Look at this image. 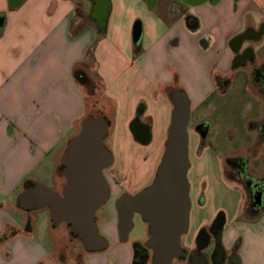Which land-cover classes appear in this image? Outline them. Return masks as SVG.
I'll return each mask as SVG.
<instances>
[{
	"label": "crops",
	"instance_id": "0c3cea01",
	"mask_svg": "<svg viewBox=\"0 0 264 264\" xmlns=\"http://www.w3.org/2000/svg\"><path fill=\"white\" fill-rule=\"evenodd\" d=\"M0 18V264H131V246L118 240L110 202L154 177L175 100L185 97L189 124L192 112L213 95H234L232 104L236 96L245 98L250 113L246 128L253 137L221 155L196 126L187 130L188 227L193 225V230L181 235L187 256L172 264L188 263L198 230L209 226L219 210V242L209 240L207 247L192 254L194 264H200L202 255L212 264L216 246L224 252L221 264H264V208L251 206L249 213L241 212L242 193L249 201L252 197L228 163L237 161L249 174V161L262 157L264 0H109L107 14L93 0L82 7L79 0H0ZM193 18L194 26L188 22ZM136 19L142 26L138 43L132 39ZM246 50L247 56L237 63L236 56ZM88 58L102 84L98 95L88 94L74 74L76 66L88 72ZM237 74L240 86L245 79L238 95L233 88ZM95 101L107 124L106 137L112 138L115 161L123 164L119 173L112 164L103 170L110 201L105 217H97L108 247L67 250L61 223L51 224L43 240L33 226H25L27 211L19 208L25 215L18 221L16 197L28 183L48 181L54 191L66 184L67 141L78 133L82 119L93 114L90 106ZM255 110L257 116L251 117ZM136 116L149 127L147 143L134 139L129 130ZM203 123L207 135L209 124ZM121 177H128L127 190ZM201 189L208 196L199 202ZM225 191L230 200L215 199L207 207Z\"/></svg>",
	"mask_w": 264,
	"mask_h": 264
},
{
	"label": "water",
	"instance_id": "95a60500",
	"mask_svg": "<svg viewBox=\"0 0 264 264\" xmlns=\"http://www.w3.org/2000/svg\"><path fill=\"white\" fill-rule=\"evenodd\" d=\"M203 2V0H184ZM94 6L107 14L109 0H93ZM3 19L0 18V26ZM142 35L141 22L132 27V39L138 43ZM188 109L185 97L175 100L164 142L163 153L151 183L134 194L122 193L116 199L118 240L125 242L133 228L132 216L138 214L147 225L146 246L152 255L151 264H172L181 254V235L188 231L190 185L187 178ZM196 129L201 137L207 129ZM134 139L147 143L149 127L139 117L129 124ZM107 124L102 115H87L81 121L77 134L67 141L63 153V173L66 184L60 191L48 189L38 182L25 185L16 197V206L24 211L47 208L51 224L70 223L82 247L88 251H101L108 240L100 234L96 211L108 200L110 189L103 170L112 162V153L104 144ZM264 202V188H257L253 203ZM220 233L214 237V244ZM209 241L206 244L208 246ZM223 252V251H222ZM224 254V252H223ZM200 264H207L205 255ZM133 264V262H132Z\"/></svg>",
	"mask_w": 264,
	"mask_h": 264
},
{
	"label": "rangeland",
	"instance_id": "374dc122",
	"mask_svg": "<svg viewBox=\"0 0 264 264\" xmlns=\"http://www.w3.org/2000/svg\"><path fill=\"white\" fill-rule=\"evenodd\" d=\"M81 3V7L84 3V1L86 0H79ZM138 21H140V19H136ZM81 25H83V27H86L84 24L81 23ZM87 65H85V67L87 68L88 72L85 73L84 71V67L81 66H76L74 69V73H82L87 79V83L84 84L85 89L87 91L88 94H100L101 90H102V84L101 82L97 79V76L95 75L94 72V65L92 63V60H90L88 58L87 60ZM238 74L236 76L235 79H237ZM239 79V78H238ZM237 80H234L235 85L233 86L234 88V93H237V89L239 87H244V83H245V79L241 80V86L237 83ZM238 95V94H236ZM233 96L234 95H230L225 99H222L219 96H210L207 101L203 102L196 111L192 112L191 114V118H190V123L188 124V128L187 130H190L192 128H194L195 126L197 127L199 124L203 123V122H207L209 124V132L207 133L206 136V140L211 142L213 145V148L220 152V154L222 155V152H234L239 143H244V142H249L250 139L253 137V135L251 134L252 132H249V130L246 128V120L247 117H249L250 113H248V108L246 106H248L247 102L244 100L245 98L243 96H236V101H234L235 104L233 103ZM93 96H90V99ZM94 104H96V101L91 104L90 108H92V112L95 116L97 115H102L101 112H99L98 106H95ZM90 105V103H89ZM91 110V109H90ZM109 115V114H108ZM257 116V111L255 110L252 114L251 117H255ZM114 119L116 121V118L114 116ZM109 121V120H108ZM110 122V121H109ZM195 122V123H194ZM233 131H237L236 134H238L236 137H233ZM198 132V130H197ZM202 138V137H201ZM105 143L106 146L109 147L110 151L113 154L114 157V161L112 163V166L115 168L116 172H118L119 168L123 165L122 162H118L115 161V151L113 148L112 144V138L111 137H106L105 139ZM141 143V142H140ZM142 145V144H140ZM143 147V146H142ZM246 150L249 151V147H246ZM252 152L254 153V148L251 149ZM262 152V157L259 159H256V156L254 159H251L248 163V169H249V174L248 176L250 178H248L247 180L249 182H253L255 181L261 174L263 175L264 170L261 167L263 166L264 163V147L261 150ZM140 153H142V149H140ZM254 155V154H252ZM162 156V154H161ZM160 156V159H161ZM260 156V154L258 155V157ZM117 157V155H116ZM142 161V160H140ZM160 161V160H159ZM159 161H155V164H159ZM143 163V162H141ZM157 165L155 167V170L157 168ZM111 166V167H112ZM108 169H104V173L107 171ZM258 170L260 171V175H257L256 173L258 172ZM119 173V172H118ZM155 174V171H154ZM253 174V175H252ZM61 173H58V180L61 181ZM115 177H118L115 175ZM119 178V177H118ZM122 181L124 182V190L128 189V177H121ZM153 177L151 179H146L144 180L141 185H139L138 187H136V189L131 188V190L129 191V193H135L138 192L139 190H141L142 188H144L145 186L149 185L152 181ZM60 181H58L60 183ZM59 183H56V185H54L55 187L59 188ZM43 185L44 187L48 188V189H53V185L51 183H49L48 181H43ZM59 190V189H58ZM204 189H201V191L199 192V198L200 199H204L206 200L208 194L205 193L203 191ZM125 192V191H124ZM242 193V191H241ZM193 194V192H192ZM213 194V193H212ZM227 193V191H225L223 194L218 195L219 197H214L213 199V195L212 197H209L210 199H213V201H211L210 203H208L207 207L213 206V202H215V199H221L222 201H228L232 198V196ZM118 197V196H117ZM117 197H115L113 200H111L110 205L114 208L115 210V200L117 199ZM110 196L108 198V200L96 211V218H97V225H98V229L101 235H103L101 228L99 227L98 223L100 222V217L98 218L97 216H104L106 215V207L107 204L109 203ZM252 207H256L258 209H262L264 208V202L261 204H256L253 203V199H251V201L248 200L247 197V193L243 192L242 193V206L241 209L243 211L241 212H246L249 213L248 211H250V208ZM16 217H18V221L23 220V216L25 215V212L20 210L19 208L14 210ZM222 210H219L218 213L222 214ZM116 213V212H115ZM27 214V222L29 223V226H33L34 230H35V234L40 238L43 239L45 238V234H46V230L51 227V219L49 216V212L47 211L46 208L43 209H37L34 211H29L26 213ZM103 220V218L101 219ZM25 224V226H27V223ZM134 227L133 229L130 231L128 239H127V243L131 245L132 241L134 240H139L141 242H143L146 239V235H147V225L145 222H143V220L139 217L138 214L135 215L134 219ZM59 228L63 229V246L64 249H69L72 247H76L75 249H82L81 245H77L76 243L79 242L78 240H76L75 237L71 236L68 232H67V228L66 225L64 223L59 224ZM193 230V225L188 227V231H187V235L192 233ZM116 231H117V226H116ZM185 236V235H184ZM183 239V236H182ZM181 239V241H182ZM124 243V242H123ZM120 244V243H119ZM77 245V246H76ZM62 246V247H63ZM63 250V248H62ZM65 252V251H64ZM71 263V261H70ZM174 264H177L176 262H174Z\"/></svg>",
	"mask_w": 264,
	"mask_h": 264
},
{
	"label": "flooded vegetation",
	"instance_id": "af4514ba",
	"mask_svg": "<svg viewBox=\"0 0 264 264\" xmlns=\"http://www.w3.org/2000/svg\"><path fill=\"white\" fill-rule=\"evenodd\" d=\"M246 56H247V50L244 51L241 55H237L236 56V62L238 63L240 61V59L242 60ZM201 125H202L201 129H205L206 126H207L206 123H201ZM228 163L233 167V170L235 169L234 173L237 174L238 176H240L243 179L244 184L247 187V189H248V191H249V193H250V195H251V197L253 199V195L256 193V187L257 188H262V189L264 188V174L261 177H258L255 181H253L251 183V182L248 181L249 180L248 178H250V177L248 176V174L243 169H240L239 163L237 161H235L233 159H230ZM29 184H31V183H28V185ZM62 187H63V185H62ZM62 187H61V189H62ZM198 200H199V202L202 201V199H200V198H198ZM115 203H116V200H115ZM114 206H115V204H114ZM115 212H116V218H117V224H118V215H117L116 206H115ZM135 215H136V213L133 214L132 221H133ZM221 219H222V215L218 214V215H216V217L214 218L213 222L209 226L202 227V228H200L198 230V233H197V236H196V239H195L194 250L192 251V254H194L196 252L198 253L199 251L204 249L206 247L207 242L209 240L210 241H214V237H216L219 234V231H220V220ZM96 221H97V218H96ZM60 223H64L66 225L67 232L71 236L76 238L77 234L74 231V229L72 228L70 223H67V222H60ZM117 224H116V226H117ZM133 227H134V225H133ZM117 235H118V231H117ZM147 237H148V232H147V235H146V239L143 242H141L139 240L132 241V243L130 245L131 246V250H132L131 264H132V262H133V264H151L152 263L151 251L146 246ZM180 245H182L181 242H180ZM181 249H182L181 250V254L177 258L178 260H181V259H183V258H185L187 256V251H188L187 248L185 246H182ZM215 249L217 250L218 254L215 256V259L212 260V262H213L212 264H221L222 261H223L224 254H223L222 250H220V248H218V246H216ZM191 255L189 256L187 264H194V260H193L194 258Z\"/></svg>",
	"mask_w": 264,
	"mask_h": 264
},
{
	"label": "trees",
	"instance_id": "16d2710c",
	"mask_svg": "<svg viewBox=\"0 0 264 264\" xmlns=\"http://www.w3.org/2000/svg\"><path fill=\"white\" fill-rule=\"evenodd\" d=\"M188 22H189L190 25L194 26L195 23H196V20H195V18H193V20L189 19ZM74 74H75V76H76V78L78 79L79 82H81L82 84H86L87 83L88 79L82 73L75 72ZM89 115H94V114H89ZM219 214L222 215L221 213H219ZM27 225L28 226H26V227H29V223Z\"/></svg>",
	"mask_w": 264,
	"mask_h": 264
}]
</instances>
